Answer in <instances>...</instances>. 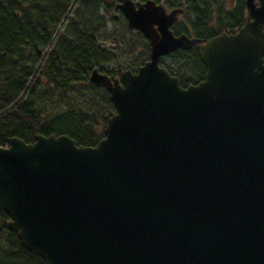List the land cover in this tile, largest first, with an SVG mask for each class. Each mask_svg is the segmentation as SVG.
<instances>
[{"label": "water", "instance_id": "1", "mask_svg": "<svg viewBox=\"0 0 264 264\" xmlns=\"http://www.w3.org/2000/svg\"><path fill=\"white\" fill-rule=\"evenodd\" d=\"M127 3L149 60L90 74L115 111L95 147L52 135L0 148L7 229L44 264H264V0L207 41L172 35L181 11ZM192 47L206 72L182 88L160 60Z\"/></svg>", "mask_w": 264, "mask_h": 264}, {"label": "trees", "instance_id": "2", "mask_svg": "<svg viewBox=\"0 0 264 264\" xmlns=\"http://www.w3.org/2000/svg\"><path fill=\"white\" fill-rule=\"evenodd\" d=\"M71 1L0 0V148L10 138L32 144L35 136H67L84 148L95 147L104 138L106 123L115 111L107 92L88 80L95 69L117 77L119 70L102 67L112 64L117 55L104 46L106 28L99 4L95 11L85 6L82 22L63 23ZM243 10L241 1V25ZM116 38L121 39L115 40L122 44V51L133 53L140 48L146 54L138 67L149 59V46L140 37ZM167 58L182 61L174 72L164 63L166 58L160 61V67L178 78L182 88L203 81L206 70L197 49ZM187 65L191 76L185 75ZM8 222L9 217L0 213V264H44L22 247L17 234L7 229Z\"/></svg>", "mask_w": 264, "mask_h": 264}, {"label": "flooded vegetation", "instance_id": "3", "mask_svg": "<svg viewBox=\"0 0 264 264\" xmlns=\"http://www.w3.org/2000/svg\"><path fill=\"white\" fill-rule=\"evenodd\" d=\"M172 1L173 0H72L64 14L63 23L71 24L75 22L76 24V22H82L81 18L88 10L85 6L89 4V10L95 11L99 4V16L108 20L109 24L113 26H111L113 29L112 33L117 34L118 37L125 35L140 37L143 41L147 42L150 51V44L144 38L143 34L140 32H133L129 29L125 14L119 9L121 6L125 5V2H128V7L132 6L136 10L142 7L144 9L145 5L152 3L155 7L163 8L166 15L171 14L173 11H181L182 13L177 14V18L169 28L172 35L174 37L186 36L191 39L194 38L206 41L219 35H232L237 33L239 29L243 27L248 17L246 0H241L244 4V23L242 25L240 0H177L174 5L171 3ZM255 4L258 5V0H255ZM154 28L158 33V27L155 26ZM193 49H197L198 52L197 47H192L190 50Z\"/></svg>", "mask_w": 264, "mask_h": 264}, {"label": "rangeland", "instance_id": "4", "mask_svg": "<svg viewBox=\"0 0 264 264\" xmlns=\"http://www.w3.org/2000/svg\"><path fill=\"white\" fill-rule=\"evenodd\" d=\"M105 21V26H106V36L104 37V46L108 49L111 50L113 52V54H116L117 57L115 59V61L112 64L106 65V66H102L104 69H107L109 72L111 71H124V70H136L138 65L140 64V61L143 60L146 57V54H143L140 49L137 52H126V51H122V44L120 43H116L115 39H119L120 38H116L118 37L117 34L112 33L113 29L111 28L112 25L109 24L108 20L104 19ZM113 27V26H112ZM121 37V36H119ZM57 40V37H54L51 41L52 44H54ZM47 47V46H46ZM45 47V48H46ZM164 63L167 65L168 68H171V70L174 72L175 69L174 67H177L179 65L182 64V61L175 59V58H166L163 59ZM136 66V67H135ZM185 71L186 74L185 75H189L191 76V74H189L190 72V65H187L185 67ZM117 78V77H114ZM44 101V106H46V110L50 111L49 109V105L46 102V99L43 100Z\"/></svg>", "mask_w": 264, "mask_h": 264}]
</instances>
